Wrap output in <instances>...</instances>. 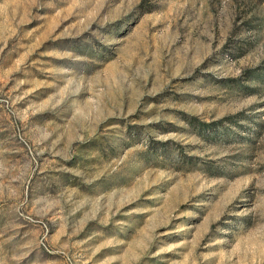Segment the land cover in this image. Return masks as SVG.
Masks as SVG:
<instances>
[{
	"label": "rangeland",
	"instance_id": "1",
	"mask_svg": "<svg viewBox=\"0 0 264 264\" xmlns=\"http://www.w3.org/2000/svg\"><path fill=\"white\" fill-rule=\"evenodd\" d=\"M0 264H264V0H0Z\"/></svg>",
	"mask_w": 264,
	"mask_h": 264
},
{
	"label": "trees",
	"instance_id": "2",
	"mask_svg": "<svg viewBox=\"0 0 264 264\" xmlns=\"http://www.w3.org/2000/svg\"><path fill=\"white\" fill-rule=\"evenodd\" d=\"M144 12H150V10H146V11H144Z\"/></svg>",
	"mask_w": 264,
	"mask_h": 264
}]
</instances>
